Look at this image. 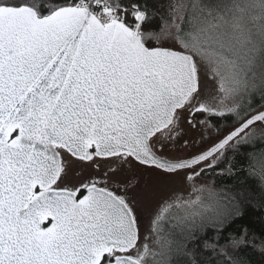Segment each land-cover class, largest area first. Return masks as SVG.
<instances>
[{
	"label": "snow or ice",
	"instance_id": "obj_1",
	"mask_svg": "<svg viewBox=\"0 0 264 264\" xmlns=\"http://www.w3.org/2000/svg\"><path fill=\"white\" fill-rule=\"evenodd\" d=\"M163 10L146 31L158 15L148 0H0V264L264 256L247 228L222 235L257 190L264 207V151L250 156L251 188L200 182L232 174L228 153L264 144V110L247 100L264 99V0ZM232 115L238 124L217 128ZM185 124L199 141L183 139Z\"/></svg>",
	"mask_w": 264,
	"mask_h": 264
},
{
	"label": "trees",
	"instance_id": "obj_2",
	"mask_svg": "<svg viewBox=\"0 0 264 264\" xmlns=\"http://www.w3.org/2000/svg\"><path fill=\"white\" fill-rule=\"evenodd\" d=\"M169 0H148L149 7L154 9L158 13L157 17L151 20L144 26L146 31H158L162 26L163 19H166L165 11ZM247 100L251 103L252 109H261L264 107V99H262L259 91L248 97ZM243 113H241V116ZM238 118L232 115L231 119H221L219 122L214 121L219 126L232 127L238 124ZM264 151V144H261L258 140L253 142V145L242 146L236 152L228 153L227 161L222 162V168L227 169L229 166L232 168L231 175H217L216 173H206L204 176L212 178L217 186L228 185L229 187H239L245 185L251 188L253 186L252 178L248 175V168L250 164V156L252 154H259ZM219 172V169L217 170ZM246 215L243 219L236 220L232 223L227 230L222 233L223 237L229 235L238 234L242 228H247L249 232L256 238L254 241L250 240V245H259L260 240L264 238V207L260 206V193L257 190L255 199L245 205ZM203 235V234H202ZM216 233L209 232L207 235H203V239L200 240L199 246L203 247L204 240H212L216 237ZM223 242V241H221ZM244 254L250 261V264H264V256H261L258 251H254L250 246L244 249Z\"/></svg>",
	"mask_w": 264,
	"mask_h": 264
},
{
	"label": "rangeland",
	"instance_id": "obj_3",
	"mask_svg": "<svg viewBox=\"0 0 264 264\" xmlns=\"http://www.w3.org/2000/svg\"><path fill=\"white\" fill-rule=\"evenodd\" d=\"M174 44H175L174 41H161V45L162 46H172ZM205 84H206V90H209L210 91L212 89V83H211V81H207L206 80L205 81ZM262 109H264V107L261 108V109H256V110H262ZM183 127L187 131V135L184 136L183 139H188L189 141L195 139V140L199 141V135H198L197 132L188 130V125H186V124L183 125ZM217 128H219L221 131H223L224 129L231 128V127L219 126ZM198 146L199 145L197 144V147ZM189 150H191V149H189ZM77 169L78 168L74 169L73 172H70V174H69L70 179H73L74 178L75 172H78V171H75ZM81 169H82V172L81 173H83L85 175L88 174V172L90 171V169H88L87 167H85V168H82L81 167ZM213 181L214 180L212 178L206 177L204 175L201 177V180H200L201 183H211ZM176 187L177 188H181V187H184V185H182L179 181H177ZM164 194H166V192L165 193H162V195H164ZM153 208H154V206L147 208L145 210L144 215H143V218H142V232L145 233V234L147 233V229L150 226L149 225V219H150L151 212L153 211ZM165 227H167V225H165Z\"/></svg>",
	"mask_w": 264,
	"mask_h": 264
},
{
	"label": "flooded vegetation",
	"instance_id": "obj_4",
	"mask_svg": "<svg viewBox=\"0 0 264 264\" xmlns=\"http://www.w3.org/2000/svg\"><path fill=\"white\" fill-rule=\"evenodd\" d=\"M82 168H85V166H81ZM81 167H79L77 170H75V171H78V172H82V169H81Z\"/></svg>",
	"mask_w": 264,
	"mask_h": 264
},
{
	"label": "water",
	"instance_id": "obj_5",
	"mask_svg": "<svg viewBox=\"0 0 264 264\" xmlns=\"http://www.w3.org/2000/svg\"><path fill=\"white\" fill-rule=\"evenodd\" d=\"M262 110H264V109H262Z\"/></svg>",
	"mask_w": 264,
	"mask_h": 264
}]
</instances>
